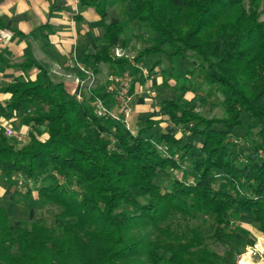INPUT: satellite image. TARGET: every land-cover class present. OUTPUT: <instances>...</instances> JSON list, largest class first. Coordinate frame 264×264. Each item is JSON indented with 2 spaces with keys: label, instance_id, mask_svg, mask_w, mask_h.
Returning <instances> with one entry per match:
<instances>
[{
  "label": "trees",
  "instance_id": "trees-1",
  "mask_svg": "<svg viewBox=\"0 0 264 264\" xmlns=\"http://www.w3.org/2000/svg\"><path fill=\"white\" fill-rule=\"evenodd\" d=\"M261 2L79 0L96 10L103 30L97 49L81 51L80 62L94 72L105 64L113 74L128 73L131 93L147 78L140 64L168 51L171 62L202 68L204 81L223 96L221 112L207 117L197 111L193 102L204 98L184 99L192 87L179 77L173 89L180 96L160 99L133 134L124 122L93 112L89 101L95 97L113 105L106 83L94 85L87 102L62 82L52 83L44 70L35 80L2 87L11 100L0 105V115L13 119L21 113L19 122L30 133L18 147L0 132V181L13 186L20 175L24 184L14 188V202L23 197L27 205L32 198L58 212L52 224L35 218L28 227L22 220L11 223L0 199V264H237L242 250L220 255L192 220L202 215L212 225L209 238L226 246L236 241L230 231L234 221L250 222L264 235V155L256 157L252 146L246 163L237 164L229 141L243 115L258 124L264 140ZM134 22L155 36L130 63L114 50L130 45ZM161 70L166 84L168 74ZM155 117H164L171 129L147 134L162 122ZM111 139L118 150L110 148ZM168 169L181 175L171 172L169 185L157 183ZM33 183L38 185L32 188Z\"/></svg>",
  "mask_w": 264,
  "mask_h": 264
},
{
  "label": "crops",
  "instance_id": "crops-1",
  "mask_svg": "<svg viewBox=\"0 0 264 264\" xmlns=\"http://www.w3.org/2000/svg\"><path fill=\"white\" fill-rule=\"evenodd\" d=\"M102 32L100 15L93 7L80 5L79 0H0V105L5 107L11 100V94L4 92L2 87L16 80H35L42 75V70L52 83L62 82L70 93L76 95L80 92L87 102L89 95L79 82L85 79V75L70 63L73 55L80 62L79 53L83 50L94 52ZM30 62L34 64L28 67ZM103 65L105 64L98 66L97 72L93 71L94 85L106 83L108 91L111 86L117 85L110 80V76L116 74L99 78ZM141 87V84L136 85L131 92L132 114L135 118L134 121L131 120V126L130 121L128 125L133 134L143 124L140 122L145 117L141 116L142 112L151 113L157 108L149 110V103L141 101L147 89L141 90ZM108 92L114 95L112 91ZM137 99L139 102H135ZM14 121L15 118L7 119L0 115V132L4 133V122L13 128ZM15 129L16 133L24 137L22 140H15L17 144L29 140V127L19 123ZM26 136L28 140L25 141ZM13 190V186L0 181L2 203L7 200L6 202L17 205L12 200Z\"/></svg>",
  "mask_w": 264,
  "mask_h": 264
},
{
  "label": "rangeland",
  "instance_id": "rangeland-1",
  "mask_svg": "<svg viewBox=\"0 0 264 264\" xmlns=\"http://www.w3.org/2000/svg\"><path fill=\"white\" fill-rule=\"evenodd\" d=\"M115 14H119L121 11V7L119 4H115L112 6ZM260 13V19H264V2L260 3L258 8ZM130 26L133 28L134 38L131 41L130 45L127 48L120 49L121 56H127L130 63H133V57L137 54L138 51L143 48L149 46L153 38L155 36L154 32L145 24L134 22L131 23ZM168 51L161 52L159 54L148 56L144 63H141L140 66L143 68V73L147 76L145 83H141L142 89L150 90V94L144 93L142 95L141 101H145L149 103V110L157 107L158 101L160 99H169L172 97L180 96V92L173 89V86L177 84V79L179 77L180 80L187 79L189 85L192 87L187 92H185L183 98L191 99L194 94H198L204 101L195 100L193 105L197 111L203 113V115L207 117L220 115V101L223 99L222 94L215 90L214 87L210 86L204 81L202 68L198 67L197 64H192L190 61H182V60H174L170 61L167 56ZM158 63L152 72H148V66L153 63ZM165 69L167 76L169 77L168 82L164 84L162 82V70ZM114 69L110 68L108 65H103V69L101 72V77L105 78L109 74L113 73ZM154 73V74H152ZM151 74L153 76H148ZM131 77V76H130ZM97 78V77H96ZM133 78V76H132ZM184 81V80H183ZM187 82V83H188ZM139 89V88H138ZM135 102H139V99L135 100ZM151 108V109H150ZM149 113V111H147ZM133 113V111H132ZM148 113L142 112L141 116H146ZM21 117V113L16 112V115L13 117L16 121L12 124V129L16 130V126L19 125V119ZM135 115L132 114L129 118L130 126ZM160 119L162 122H158L154 127L147 131V134H151L156 130H167L169 131L171 127H166V122L164 121V117H155ZM144 119L142 118L140 122ZM134 121V120H133ZM142 123L139 125L141 126ZM218 127L219 126H215ZM259 126L255 121H250L245 115L242 117V126L240 128H236L232 136L230 137V146L233 152V155L236 159L237 164H244L248 160V156L252 155V146L257 147L256 157H262L264 155V140L257 133L259 131ZM136 133V132H135ZM181 132H178L179 136ZM45 135V134H44ZM45 138V136H41ZM14 139V138H12ZM16 140V139H14ZM28 140V136H26L25 141ZM28 141L21 143L22 145L26 144ZM17 143V142H16ZM21 144H17L18 147L22 146ZM110 148L114 151L118 150L116 143L111 139ZM171 172L179 177L181 174L178 172H173L170 169L161 173L157 179V183L167 186L171 182ZM38 184L33 183L31 187H36ZM18 187L17 183L13 185V188ZM23 189V188H22ZM36 195V193H34ZM35 197V196H34ZM20 198L21 202L17 203V205H13L10 202H3V205L7 207V211L9 214L10 222H14L16 220H22L25 226L30 225L31 220L35 218H41L48 225L53 223L54 215L58 212V210L51 206H40L35 200L30 198L27 202V205H23L24 198ZM192 223L199 227V230L206 236L207 242L211 249L215 250L220 255H225L228 252H234L236 249H240L243 252L236 258L237 264H264V235L260 234L254 224L246 221H234L231 224L230 231L234 233L236 236V241L228 246L222 245L221 243L214 242L209 238V235L212 233V225L209 222H205L204 217L202 215H197L196 219L192 220ZM240 228L242 230H240ZM238 261V262H237Z\"/></svg>",
  "mask_w": 264,
  "mask_h": 264
},
{
  "label": "built area",
  "instance_id": "built-area-1",
  "mask_svg": "<svg viewBox=\"0 0 264 264\" xmlns=\"http://www.w3.org/2000/svg\"><path fill=\"white\" fill-rule=\"evenodd\" d=\"M121 50L116 48L114 54L116 56H121ZM71 66H76L81 72L84 73L85 79L80 80V85L84 87L85 91L89 94L90 89L94 86L95 83V74L90 67L84 66L78 59L73 55ZM110 80L114 81L116 86H111L108 91H112L113 95V105H106L99 97H95L90 101L93 112L96 116L102 117L104 119H115L125 123L126 127L129 128L128 121L132 114L131 103L133 100L132 94L129 91L131 77L128 73H123L121 75L110 76ZM145 92L150 94V90L146 89ZM76 99L81 101L83 100L82 95L77 93ZM4 134L8 137H12L16 140H22L24 137L22 134L16 133L7 122L3 124ZM159 151L167 154V147L160 145L158 146ZM1 174V171H0ZM15 182L19 187L23 186L24 182L20 175L15 177Z\"/></svg>",
  "mask_w": 264,
  "mask_h": 264
},
{
  "label": "bare ground",
  "instance_id": "bare-ground-1",
  "mask_svg": "<svg viewBox=\"0 0 264 264\" xmlns=\"http://www.w3.org/2000/svg\"><path fill=\"white\" fill-rule=\"evenodd\" d=\"M249 264H251V263H249Z\"/></svg>",
  "mask_w": 264,
  "mask_h": 264
}]
</instances>
